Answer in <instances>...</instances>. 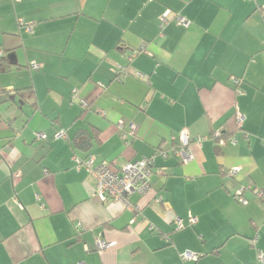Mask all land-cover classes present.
Masks as SVG:
<instances>
[{"label": "crops", "instance_id": "1", "mask_svg": "<svg viewBox=\"0 0 264 264\" xmlns=\"http://www.w3.org/2000/svg\"><path fill=\"white\" fill-rule=\"evenodd\" d=\"M262 4L0 0V264H257L264 199L234 194L264 191ZM183 131L205 138L187 162ZM73 155L154 156L151 188L131 209L101 201Z\"/></svg>", "mask_w": 264, "mask_h": 264}, {"label": "built area", "instance_id": "2", "mask_svg": "<svg viewBox=\"0 0 264 264\" xmlns=\"http://www.w3.org/2000/svg\"><path fill=\"white\" fill-rule=\"evenodd\" d=\"M17 1V0H16ZM260 14L264 17V4L259 8ZM177 21L183 25L187 26L189 22L184 18L177 16ZM166 22L164 16L160 17V25L162 26ZM136 51L131 52L128 56V60H132L135 56ZM33 69H37L38 66L33 63L31 64ZM120 71L124 72V67L119 66ZM126 74V73H125ZM136 76L140 79H144L142 74L136 73ZM230 81L233 85L238 86L240 81L238 78L231 77ZM82 106L86 107L87 102L81 101ZM121 122L118 123L119 129H121ZM135 124L129 123L128 130H123L121 137L125 143L128 141V136L132 135L135 131ZM38 138L45 139L44 134H38ZM66 132L64 130H59L54 138H65ZM214 139H218L219 144L225 142L224 139L219 138V133L213 135ZM204 137H196L192 141L188 135L183 131L179 135V143L176 148L173 149V153L180 158L182 162L190 161L193 158V154L190 149V143L194 142L199 145L204 140ZM233 142L234 140L231 139ZM162 156H167V152L161 150L159 152ZM72 159L74 160L75 167L77 169L83 168L93 179H94V190L96 196L101 200L105 201L108 199L120 201L124 204L126 208H133V205L130 202V196L133 193L139 195L145 194L151 188L150 176L152 173V165L154 162V156L142 158L139 160L128 161L117 168L111 167L108 161H101L95 163V157L93 155H87L84 158H81L77 155H73ZM238 168H232L229 174L235 175ZM249 190L257 198L264 199V191L253 187L251 184H240L234 194L235 200L240 204H246L247 200L243 196V192ZM195 222V217L189 216V223L192 224ZM176 229L183 228L184 224L181 218L175 219ZM114 245V242H106L105 240L98 239L96 241V248L98 251L104 250L106 247ZM182 260H190L194 258V255L191 252L185 251L180 254ZM257 264H264V252L258 251L256 255ZM81 264V263H77Z\"/></svg>", "mask_w": 264, "mask_h": 264}]
</instances>
